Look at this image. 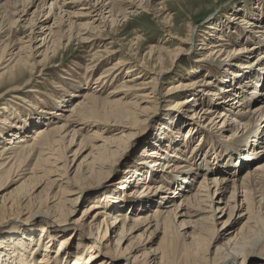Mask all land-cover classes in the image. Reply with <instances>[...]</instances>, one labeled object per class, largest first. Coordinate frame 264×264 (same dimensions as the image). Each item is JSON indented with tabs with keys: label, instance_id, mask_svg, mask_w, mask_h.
Segmentation results:
<instances>
[{
	"label": "bare ground",
	"instance_id": "6f19581e",
	"mask_svg": "<svg viewBox=\"0 0 264 264\" xmlns=\"http://www.w3.org/2000/svg\"><path fill=\"white\" fill-rule=\"evenodd\" d=\"M155 1H160L161 5L167 2ZM149 2L0 0V83L12 84L26 75L40 79L50 68L51 59L72 41L90 54L89 64L83 68L85 73L100 69L104 58L119 55L111 66L103 69L94 84L99 86L107 78L113 81L124 76L117 89L107 92L105 97H101L104 90L91 87L79 94L80 99L71 107L58 105L54 96H50L57 108L49 110L52 108L47 106L40 128L29 136L13 135L15 138L0 143V264H63L68 261V264H120V261L121 264H245L248 258L264 264V161L251 168L254 159L264 157V152L260 156L256 153L264 145V77L259 75L260 71H249V81L244 84L240 83V75L231 71L233 82L235 80V84L229 82L231 86L226 84L227 79L220 81L223 84L220 86L196 79L178 81L164 89V78L175 70L179 58L194 54V25L188 24L184 35L177 37L172 34V20L165 15L161 25L168 38L163 45L170 39L176 41L177 46L173 49L150 46L142 57L138 54L139 37L129 41L127 49L116 40L125 52L115 50V40L111 38L119 37L115 28L118 17L121 22L133 16L134 9L146 14L155 11ZM77 6H80L79 11H74ZM159 10L161 16L165 14L163 7ZM229 20H236L239 28L247 25L250 34H264V26L254 25L246 16ZM211 25L202 32L215 38L201 36L197 40V62L213 66L216 61L219 67L229 62L238 70L244 65L245 69H256L264 63L263 40L254 45L257 48L238 45L236 48L226 34L215 36L213 31L217 27ZM4 28L14 32L24 29L23 38L11 35L12 38L4 42L1 36ZM212 38L215 41L209 42ZM250 42L253 44V40ZM259 46L263 49L259 50ZM256 51L263 52L252 63L241 64L242 59ZM216 87L210 94L216 104L204 106L198 93L208 94ZM119 92L123 95L115 97ZM188 92L192 97L178 100ZM131 97L133 99H129ZM172 99L177 100L172 107L181 111L179 121L190 127L189 138L192 128L199 126L210 134L208 131L212 129L223 134L228 132L233 143L241 142L240 146L245 148L243 154H231L240 148L233 145L225 150L227 158L219 160L218 165L210 167L209 161L203 159L199 166L198 162H192L193 154L185 157L184 146L168 145L172 143L169 138L164 139L167 145L156 144L151 150L145 145L137 164L148 163L146 177L135 162L126 171L122 187L139 180L135 186L143 183V188L126 206L149 210L154 205L151 199L159 196L155 208L138 215L119 214L118 210L106 209L105 193L97 198L99 202L84 209L80 218L72 220L76 207L87 198L86 192H92L91 188L105 189L111 182L106 179L127 150L128 141L137 134L140 125L151 118L152 126L160 109L155 108L150 116L149 111L159 102ZM101 107L104 114L94 115ZM2 121L6 123L2 128L10 127L9 132L13 133L12 128L16 129L17 124ZM0 132L4 130L0 128ZM75 145L77 148L71 151ZM70 152L72 154L68 155ZM80 157L81 161L76 163ZM191 166L199 173L202 170L203 175L192 193L197 174L190 170ZM190 175L192 182H188ZM173 178L181 182L187 179L188 190L184 192L180 184L171 180ZM172 186L176 189L170 193ZM229 188L230 195L225 200ZM87 214L91 215L90 219ZM239 223L240 226L233 229ZM69 231L71 234L66 235ZM27 235L23 241L21 238ZM58 238L54 256H51ZM71 238L76 239L75 246L71 245ZM155 238L159 242L152 248ZM18 241L21 244L16 245ZM38 248H42L39 253ZM29 253L33 254L29 256Z\"/></svg>",
	"mask_w": 264,
	"mask_h": 264
},
{
	"label": "rangeland",
	"instance_id": "374dc122",
	"mask_svg": "<svg viewBox=\"0 0 264 264\" xmlns=\"http://www.w3.org/2000/svg\"><path fill=\"white\" fill-rule=\"evenodd\" d=\"M166 1L167 2H165L164 5L162 4L163 5L162 6L160 4V1L150 0L151 3L149 2V4L154 5L153 9L155 8L154 10L156 12L151 10L149 14H146V13H142L140 9L138 10L134 9L136 10L135 13L133 14V16H129L127 20L120 22L119 20H121V18L118 17L117 19L118 22L115 24V28L118 30L119 37L111 36V38H114L115 40L114 41L115 44H113L115 50L121 49L122 52H125V50L124 49L122 50L121 46H119L120 44H122L123 47L125 46L124 48L127 49V43L132 39L139 37L140 41H139L138 54H140V57H142L144 56V54H146L147 49L150 46L159 45V46L168 47V49H173L174 46H177V42L176 41L171 42L170 39H168L166 44L163 45V43L168 38L167 36H165L166 33L163 32L164 26L161 25L162 24L161 18H163L165 15L168 14L170 19L172 20L171 21L173 23L172 34L176 35L177 37H181L182 35H184L185 28L188 24L194 25V29L196 32L195 33L196 42H194V52H192L194 54L191 57H189V55H183L179 58L180 60L177 62V66L175 70L164 78L166 79L163 86L164 89H166L170 84H175L178 81H193L196 79H201L204 82H208V81L216 82L218 86L223 85L220 83V81L227 79L228 82H226V84L232 85L235 84V80L233 82V74H230L231 71L234 72L235 75L239 74L240 83H244V84L248 83L249 81L247 78V76L249 75V71L252 70L260 71L259 75L262 74V76L264 77V63L258 66L256 69L254 68L245 69L244 67L245 65H244L240 67V70H238V68L230 66L231 64L229 62H227L226 64H222V66L220 67L218 63H216V61L213 64V66L209 64L207 65L201 64V62L196 61L197 59H199V57H197V54H195V50L199 46V42L197 43V40H199L201 36L209 37V38L214 37V36H207L206 34H204V32H202L205 31V27L209 26L210 24H212L211 26L217 27V30H215L216 32L213 31L214 35L216 34L223 36L224 34H226L231 39L232 43H234L233 45H235V47L238 45V46H247V48L249 47L257 48V46L254 45H256L258 41L261 42L263 40L264 42V39H262L264 37V34L263 35L250 34L249 30L246 28L247 25H242V27L240 26L239 28L236 25V20L232 21L229 19L230 18L241 19L246 16L248 19H250L251 22L254 23V25L264 26V0H166ZM147 4L148 3L145 2L146 6ZM161 7H163L165 11V14H163L162 16H161V11L159 10ZM78 9H80V6L73 8L74 11H79ZM51 23L52 21H50V24ZM18 30H19L18 32H14L13 30L11 31L9 29L4 28L1 31L2 40L4 42H7V40L9 41L12 38L11 35L19 36L20 38L21 37L23 38V34L25 30L24 29H18ZM214 38H212V40L209 39L210 40L209 42H214L215 41ZM248 39L253 40V44L250 42V40L248 43L247 41ZM116 40L117 41L119 40L120 44ZM107 42H109V40ZM82 49L83 48L80 46L78 42L75 41L70 42V44L66 47V49L60 51L53 59H51V61L48 64L50 68H48L45 71L44 75L40 79H33L30 78L28 75H26L23 79L18 80L12 84L7 81L0 83V128L4 130L3 133L0 132V143L8 141L10 138H15L13 135H16V137H22L24 134L29 136L32 133H34L35 130L40 128L42 126L41 125L42 122L44 121L43 112L48 109L47 106L52 108L49 110H55V108H57V104L55 105L54 101L50 100L49 98L50 96H52V98L54 96L53 99L54 100L56 99L58 105L63 103L66 104L65 106L71 107L78 99H80L78 98L79 94L89 91L91 87H96V88L98 87L97 89L104 90L103 93L101 91L102 98L106 96L107 92L112 91L115 88L117 89V86L121 83L122 78L124 77L123 75L120 79L113 81H111V78H107L106 81L103 83L101 82V85L99 84V86H97L98 84L97 85L94 84V82L95 79L99 77L103 69L111 66L116 61L119 55L111 56L110 58L106 57L107 59L102 56V58H104V61L101 62L102 67L96 70L95 72L90 71L85 73L83 68H85V66L89 64L88 59L90 54L88 55L87 52H83ZM134 49L136 50L137 47L134 46L133 50ZM258 49L260 50L263 48L259 46ZM262 52L263 51L254 52V54H252L249 58L247 57L242 59L241 64H244L246 62L252 63L260 53L262 54ZM165 61L166 63H168L169 58L166 59ZM224 65H226L227 67H225ZM230 81L232 82L229 84ZM83 88H87V89L85 90ZM217 88L218 87L209 90L208 94H203V92L198 93L199 101H202L203 105L206 107L208 106L210 107L211 103L216 104L213 99H210V94L214 91V89ZM63 92L64 94H61ZM122 95L123 94L119 92L118 94H116L115 97H120ZM59 96L62 97L63 100H61ZM190 97H192V94L188 92L178 100L180 99L183 100L185 98H190ZM129 99H133V97ZM176 101L177 100L172 99L165 103L159 102L158 105L154 107V109L149 111L150 113L148 115L150 116L155 111V108L160 109L158 111V115L155 121H153L152 123V126H150L152 121L151 118L146 122V124L142 123L140 127L136 130L137 134L134 137H132L130 141H128L127 150L124 152V154L116 163L113 172L106 179V180H110L111 182L106 184L105 189L91 188L92 192L90 193L86 192L85 196L87 198L85 199V201H82L81 204H79L76 207L75 212L72 214V220L80 218L83 210L89 208V205L91 203L99 202L97 198L105 193L107 196L106 199L107 202L105 200L103 203L106 209L111 210L113 212L118 210L119 212H121L119 214L138 215L140 213H147L149 212V210L151 211L152 209L155 208V202L160 201V199L158 198L159 196L151 199L153 202L152 204L154 205L150 206L149 210L144 209L142 207L132 208L134 209L132 210L126 206L127 204H130L131 202L134 201V198L137 196V192L143 188L141 187L143 186L142 185L143 183L139 184L138 186H135V184L139 183V180L132 181L131 184H128L127 182L125 184L126 186L124 188L122 187L123 177H125L124 175L126 171L130 167H132L135 162L137 168L141 169L140 172L142 174L144 173V176L146 177L147 169H149L148 163L144 164L143 166L137 164L139 154L145 145L149 146L147 150H151L154 148V145L156 144H157L156 146H158L159 144L167 145L168 142L167 143L164 142V139L169 138L170 141L172 140L171 141L172 143L168 145L178 144L180 145V148L183 146L186 148L185 149L186 151L184 152L185 157H188L193 154L192 156H194V158L192 162H198L196 164L202 166L201 162L203 159H205L209 161L208 165L210 167H212L213 165L214 166L218 165L219 160L227 158L224 154L226 149H228L231 146L233 147V145L234 146L236 145V147L237 145L238 146L241 145L240 141L237 143H233L232 142L233 139L229 137L231 134H229L228 132H225L223 134V132H218V130L212 129L211 131H208L212 133L210 134L205 132L206 130L201 126L196 127L195 129L192 128V133H191L192 136L191 138H189V134L187 135V133L190 130V127H188V124L183 125V122L179 121L180 119L179 114H181V111H176L175 108L172 107V105H174V102ZM104 108L109 109L110 107H104ZM103 114L104 112L102 107L97 108L94 112V115L98 117H101ZM146 118L147 117H145V119ZM2 119L17 124L16 129L12 128L14 129L13 133L9 132L11 130L10 127H7L6 129L2 128L1 125H6V123H3ZM182 119L185 120V118L183 117ZM161 123L164 129H162V127L160 126ZM196 131L199 133L195 134ZM87 145L89 144L87 143ZM242 146H240V148H238L236 151H232L231 154H235V156L242 155L243 152L245 151V148ZM76 148H77L76 145L73 146L71 148V151L75 150ZM194 148L195 150H193ZM263 148L264 145H261V149H257L256 153L258 156L263 154L264 152ZM88 152L89 149L83 153L82 157H84ZM70 154H72V152L68 153V155ZM169 155H171V153ZM82 157H80L76 163L81 161ZM260 161H264V157L263 160L254 159L253 162L251 163V168H254L256 164ZM191 168L192 169L190 170L194 174H197V177L194 179L193 189L190 193L194 192V190L198 185V182L201 180L203 176L201 174L202 170H200L199 173L196 167L191 166ZM148 173L151 172L148 171ZM192 175H190L188 182L193 181ZM171 180H173V182L176 183V185L180 184L184 192L188 190L187 179L186 182L183 181L181 182V180L178 178H173ZM183 183H185V186L183 185ZM175 189L176 188L172 186L170 193L174 192ZM170 193H167L168 196H171ZM229 193H230V188L228 189V192H226L225 194V200L227 199V197H229L230 195ZM90 195H93L92 198H89ZM119 199H121V201ZM87 215H88L87 217L90 219L91 215L89 214ZM239 226L240 223L235 224L233 229H237ZM69 234H71L70 231L66 232V235ZM14 238L15 236L11 237L12 240ZM25 238H28V235L21 239L24 241ZM71 239H72L71 245L75 246L77 242L76 239L75 238H71ZM58 240L59 238L54 243L55 245L52 246V251L50 252L51 256H54L55 253L54 251H55V247L57 246ZM158 242L159 239L155 238L153 243L151 244L152 248L156 247ZM16 243H17L16 245L21 244L20 241ZM42 248H38V253L39 251L41 252ZM32 254L29 253L28 255L30 256ZM68 263H63V264H68ZM119 263L121 264L122 262L120 261ZM258 263H260V261L254 260L253 258H248L245 261V264H258Z\"/></svg>",
	"mask_w": 264,
	"mask_h": 264
}]
</instances>
